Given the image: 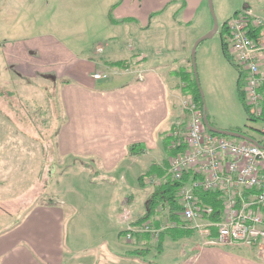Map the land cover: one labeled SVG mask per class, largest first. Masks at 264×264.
Listing matches in <instances>:
<instances>
[{
	"label": "crops",
	"instance_id": "crops-1",
	"mask_svg": "<svg viewBox=\"0 0 264 264\" xmlns=\"http://www.w3.org/2000/svg\"><path fill=\"white\" fill-rule=\"evenodd\" d=\"M203 1L47 0L45 11L53 8L55 15L43 27L22 22L16 28L22 36L0 35V264L83 263H75L78 253L66 246L64 201L54 191L62 168L92 177L117 175L120 168L145 170L138 177L139 190L123 183L112 187L109 219L124 238L123 207H129L131 222L145 215L152 188L148 179L167 171L171 135L184 117L188 71L163 70L160 60L131 54L124 37L130 25L148 26L169 7L175 9L174 23H187ZM7 7L0 13L7 15ZM118 61L125 65L113 66ZM131 64L144 72V80H138ZM96 72L109 77L95 80ZM145 174L149 177L140 179ZM26 201H34L31 209L14 225H5L14 213L3 204L18 207L13 202ZM184 225L189 233L182 238L162 233L160 249L159 239L149 237L146 243L147 235H138L133 249H103L94 264H153L131 255L148 247L160 254L159 264H264L256 247L209 245L206 240L217 236V228L201 234L194 225ZM179 241L184 248L167 260L166 242Z\"/></svg>",
	"mask_w": 264,
	"mask_h": 264
},
{
	"label": "rangeland",
	"instance_id": "rangeland-1",
	"mask_svg": "<svg viewBox=\"0 0 264 264\" xmlns=\"http://www.w3.org/2000/svg\"><path fill=\"white\" fill-rule=\"evenodd\" d=\"M5 3L8 5L7 15L0 13V35L4 37L6 34L9 39L22 36V32L16 29L20 23L33 22L37 23V28L43 27L48 23L46 20H50L55 15L53 8L45 11L47 0H0V9ZM213 7L219 28L212 37L200 42L196 49L197 75L208 118L219 129L225 130L224 128L233 125L236 130L259 138L260 131L264 128V121L249 119L238 91L239 84L241 89L244 87L241 69L233 57L232 48L227 46L230 57L228 58L223 44L228 45L229 39L224 32V26L231 18L247 7L263 14L264 0H213ZM174 10L173 7L167 8L163 14L154 16L148 26H143L142 22L130 25L131 32L124 37L125 46L131 54L138 52L137 54L146 55L150 60L154 58L160 60V63L165 65L162 67L163 70L171 67L179 71L182 69L188 71V78L193 82L195 75L192 50L196 41L213 29L214 18L208 0L203 1L192 20L187 23H174L172 15ZM181 17L182 14H175L177 20L182 21ZM30 33H36V29L33 28ZM163 155L165 157L164 153ZM125 170L120 168L117 175L102 177H92L76 169L60 170L62 172L55 181L54 191L55 195L64 201L62 208L65 212L66 246L70 252L78 253L75 263L82 260L81 264H94L101 259V251L106 248L114 249L119 253L134 248L135 242L120 237L119 229L113 227L109 219L113 209L110 196L116 194V191H111L112 187L116 184L118 186V183H123L126 188L133 187L134 190H139L141 187L138 177L145 170L132 167L124 174ZM147 185L152 187L147 189L152 193L153 185L148 182ZM148 192L144 193L148 194ZM33 202L26 201L22 202L23 204L13 202L18 207L3 204L4 208L14 213L12 219L5 225H14L31 209L30 205ZM3 225L0 219V227ZM173 242H166L165 245V258L169 261L177 250L184 248V241ZM159 255L156 249H151L143 257L153 264L163 263L162 259L156 258Z\"/></svg>",
	"mask_w": 264,
	"mask_h": 264
},
{
	"label": "built area",
	"instance_id": "built-area-1",
	"mask_svg": "<svg viewBox=\"0 0 264 264\" xmlns=\"http://www.w3.org/2000/svg\"><path fill=\"white\" fill-rule=\"evenodd\" d=\"M228 45L241 69L242 88L249 113L255 118L264 116V13H256L247 7L237 12L227 23ZM103 52V47H97ZM132 65V64H131ZM137 72L138 80H144V72ZM109 74L96 72L95 80L106 79ZM181 107L186 112L185 127L177 129V142L171 148H183L168 158L167 171L161 177L148 179L153 187L168 180L181 182L178 187L177 216L184 224L194 225L201 234H212L206 244L217 246L256 247L264 259V128L258 144L236 141L224 135L210 132L204 124L203 111L190 96H183ZM181 146V147H180ZM188 176L187 181L184 177ZM222 189L224 196L222 219L213 222L208 219L214 209L201 202L196 191ZM125 200L123 205H125ZM130 209L123 207L121 218L126 222L124 234L127 241L138 235H150L155 241L167 230L179 223L170 216L141 223L130 221ZM159 218V217H158ZM205 221L204 223H202Z\"/></svg>",
	"mask_w": 264,
	"mask_h": 264
},
{
	"label": "trees",
	"instance_id": "trees-1",
	"mask_svg": "<svg viewBox=\"0 0 264 264\" xmlns=\"http://www.w3.org/2000/svg\"><path fill=\"white\" fill-rule=\"evenodd\" d=\"M224 32H226L225 34H228L227 24L224 26ZM223 49H224L226 56L228 58H230L228 53H227V45L225 43L223 44ZM112 64H113V66L119 67V66H122L124 64V62L118 61V62H113ZM186 82L188 84H187V86H186V84H184L185 93L183 94V96H190L192 98L193 102H195L196 105L203 111V99H202L200 89H199V85H198L196 79H194L192 82L191 79L188 78ZM240 85L241 84L238 85V91H239L240 97L242 99V102L244 104V107L246 109V112L248 114L249 119H251V120L260 119V120L264 121V116L262 118H255L252 115H250L249 109L245 103L244 94H243V91H242ZM203 113H204V111H203ZM183 115H184V117L182 118V120L179 121L177 129H179V127H185V124L187 122L186 112L185 113L183 112ZM209 122L211 123V125H213V123L210 120H209ZM235 131L243 133V131H241V130H235ZM176 133H177V130H175L174 133L171 135L172 141L168 145L169 154L167 156V161H168V158L170 155L177 154L179 151L183 150V148L182 149L181 148L177 149V147L175 149L171 148V145L173 143L177 142ZM227 137H229V136H227ZM229 138L234 139L232 137H229ZM234 140L242 141L241 139H237V138ZM147 176L149 177V174L142 175L140 177V179L144 180V178H146ZM187 179H188V176L186 175V177H184V180L187 181ZM180 184H181V182H179L177 180H168L167 182L161 184L160 186L154 187V190L151 193V196L149 199V204H148V208H147L145 215H143L140 219L136 220L135 223H141L147 219H155L156 217H159L157 219V222H158L159 219L162 218L163 216H170L171 219H174L179 223V226L176 228L167 230L163 233H165V234H168V233H170V234H175V233L181 234L179 237H177V239H179L180 237L182 238L184 236V234H188L189 233L188 229L183 228V226H185L184 225L185 222L180 220L176 214L177 210L179 208L178 203H177V197H178V187L180 186ZM196 194H197V196L201 202L209 204L214 209L213 214L210 215L208 217V219L210 221H213V222L220 221L222 219V214H223V209H224V207H223L224 196L222 193V189L217 188V189L210 190V191L198 190V191H196ZM166 209H167V211H165ZM146 235L148 237V240L146 243H148L149 237L151 238V236L148 234H146ZM158 248L160 249V239L158 241ZM147 251H149V247L146 250L145 249H136L133 252H131V255L134 258H138V259L143 260L144 259L143 256L145 254H147Z\"/></svg>",
	"mask_w": 264,
	"mask_h": 264
},
{
	"label": "water",
	"instance_id": "water-1",
	"mask_svg": "<svg viewBox=\"0 0 264 264\" xmlns=\"http://www.w3.org/2000/svg\"><path fill=\"white\" fill-rule=\"evenodd\" d=\"M208 4H209V8H210L211 14H212V16L214 18L213 29L208 34H206L203 37L199 38L196 41V43H195V45L193 47V50H192L193 70H194L195 79H196L198 85H199V80H198L197 66H196V49H197L198 45L200 44V42H202L206 38L212 37L217 32V30L219 28V24H218V21H217V18L215 16V12H214L213 0H208ZM199 89H200V86H199ZM200 93H201V96H202V99H203V111H204L203 120H204V124H205V126L207 127V129L210 132L215 133V134H219V135L230 136L232 138H237V139H241V140H244V141L252 142L254 144H258V142L254 138L249 136V135H246L244 133L237 132V131L219 129V128L211 125V123L209 122L207 107H206L205 100H204V97H203V92L201 91V89H200Z\"/></svg>",
	"mask_w": 264,
	"mask_h": 264
}]
</instances>
